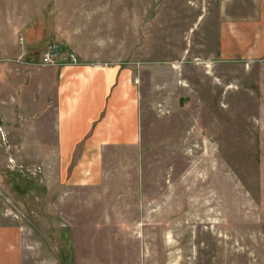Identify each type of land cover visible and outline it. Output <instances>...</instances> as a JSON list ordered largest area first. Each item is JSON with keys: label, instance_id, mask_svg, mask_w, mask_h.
Here are the masks:
<instances>
[{"label": "rangeland", "instance_id": "rangeland-1", "mask_svg": "<svg viewBox=\"0 0 264 264\" xmlns=\"http://www.w3.org/2000/svg\"><path fill=\"white\" fill-rule=\"evenodd\" d=\"M258 10V0H0V215L22 234L23 264H264V58L218 56L226 22ZM51 43L76 62L126 66L142 95L139 147L107 153L87 185L48 189L42 161L9 138V122L37 119L15 87L39 88L25 64L61 63L62 48L58 64H41Z\"/></svg>", "mask_w": 264, "mask_h": 264}, {"label": "crops", "instance_id": "crops-1", "mask_svg": "<svg viewBox=\"0 0 264 264\" xmlns=\"http://www.w3.org/2000/svg\"><path fill=\"white\" fill-rule=\"evenodd\" d=\"M258 4L257 17L231 20L221 28L219 58H264V0H258ZM61 48L59 65L23 66L33 70V83L38 89L29 87V83L15 87L23 99L22 112H35L37 119L24 126L9 122V138L18 142L22 157L42 161L48 189L59 180L75 185L95 182L103 175L107 153L138 148L141 141L142 95L128 68L119 63L73 62L69 59L72 51ZM24 94L33 97L26 99ZM4 108L10 121L9 103ZM48 160L55 163L49 167ZM54 164L55 173L49 169ZM70 166L73 170L64 179L63 168ZM10 222L0 215V264H23L22 234Z\"/></svg>", "mask_w": 264, "mask_h": 264}, {"label": "built area", "instance_id": "built-area-1", "mask_svg": "<svg viewBox=\"0 0 264 264\" xmlns=\"http://www.w3.org/2000/svg\"><path fill=\"white\" fill-rule=\"evenodd\" d=\"M62 51L61 46L59 43H51L48 47L44 50L42 55V65H54L60 62V52ZM69 57L76 62L77 57L74 52L69 54ZM264 61V59H262Z\"/></svg>", "mask_w": 264, "mask_h": 264}]
</instances>
